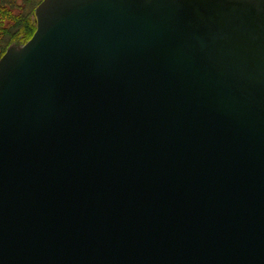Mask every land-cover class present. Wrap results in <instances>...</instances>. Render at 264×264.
<instances>
[{
    "label": "water",
    "instance_id": "water-1",
    "mask_svg": "<svg viewBox=\"0 0 264 264\" xmlns=\"http://www.w3.org/2000/svg\"><path fill=\"white\" fill-rule=\"evenodd\" d=\"M0 60V264H264V0H45Z\"/></svg>",
    "mask_w": 264,
    "mask_h": 264
},
{
    "label": "trees",
    "instance_id": "trees-1",
    "mask_svg": "<svg viewBox=\"0 0 264 264\" xmlns=\"http://www.w3.org/2000/svg\"><path fill=\"white\" fill-rule=\"evenodd\" d=\"M45 0H0V60L8 48L36 33L35 11Z\"/></svg>",
    "mask_w": 264,
    "mask_h": 264
}]
</instances>
